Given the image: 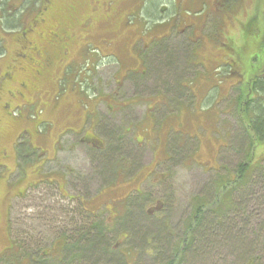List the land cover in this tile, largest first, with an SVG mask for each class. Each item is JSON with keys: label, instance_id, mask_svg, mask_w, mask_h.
<instances>
[{"label": "rangeland", "instance_id": "rangeland-1", "mask_svg": "<svg viewBox=\"0 0 264 264\" xmlns=\"http://www.w3.org/2000/svg\"><path fill=\"white\" fill-rule=\"evenodd\" d=\"M4 4L18 24L0 29V264H29L22 255L37 243L40 252L61 237L79 240L69 233L68 198L77 187L84 193L81 185L87 212L116 222L107 253L96 248L93 261L130 264L125 252L137 246V264H161L192 199L219 207L215 183L235 179L243 162L253 177L229 197L234 209L222 223L208 213L199 256L187 264H264V142L251 144L236 104L264 75V0H54L46 11L42 0ZM58 30L56 59L39 75L30 47L50 52ZM21 229L26 244L15 240ZM160 233L166 253L138 254L141 235Z\"/></svg>", "mask_w": 264, "mask_h": 264}, {"label": "trees", "instance_id": "trees-1", "mask_svg": "<svg viewBox=\"0 0 264 264\" xmlns=\"http://www.w3.org/2000/svg\"><path fill=\"white\" fill-rule=\"evenodd\" d=\"M4 5H5L4 0H0V29L2 31H4V29H2V27L4 26H5V30L7 29L11 30L14 27V25L17 26L18 24V20H15L14 17L13 20L11 19L10 21L9 20L7 21L8 19V16L6 15L7 6L4 7ZM73 5H71L67 9L69 13L72 12ZM58 32L59 30L56 33ZM251 43L255 44L253 41ZM249 48L252 49L251 47ZM0 56H2L1 45H0ZM255 60L256 57L253 58V61ZM262 73H264V70L262 71ZM248 84L250 86L246 89L247 95L245 94V91H242V96L239 95V97L236 98L237 101L236 104L241 108L240 113L241 115H243L241 120L245 124H247L246 128L249 129V131L253 136V140L251 141V144L254 142L260 143V142H264V75L256 73ZM254 172L255 169L252 166V164H250L249 162H243L238 165L237 170L234 173L236 175L235 179H230L231 177L230 175H228L227 178L225 177V179L219 178V180L215 183L216 191H224L223 195L220 196L218 199L220 203L219 207H215L213 209L210 208L207 205V203L201 198L192 199V206H193L192 211L191 214L189 215L188 222L185 223L182 236L178 238V243L174 247L170 248L169 250L170 255L169 257L166 258L167 260H160L161 264H187L190 255L191 256L195 255V257L197 258V256H199V253L197 251L195 253V248L198 244L197 238L199 237V234L202 232V230H204V228H206L207 226L205 223V221L207 222L208 220L206 219V216L210 211H212L211 213L214 219L213 221L217 222V224L222 223L221 220L225 218L227 214L230 211H233L234 209V207L229 208L227 205L231 201L229 200V197H233L235 193H238L239 195L241 192H243L242 190L245 189L248 180H250V178L253 177ZM224 222L226 223V226L232 224L228 222V218H226ZM115 223L109 225L111 227V230L108 228V226L104 227L99 223L98 224L90 223L91 227H88L87 225L81 226L77 233L87 234L85 238L83 237V235L76 236L77 233L74 236L76 237V239L79 240H75V239L70 240L67 239V237H61L55 243H53L48 249H44L40 252H38L39 250H36L37 248L40 247V245L37 243L36 247L32 249L33 251L30 254L25 253V255L22 256L25 260H27L29 264H97L101 261V259L93 261V254L90 253L94 252L96 248H99L98 250L101 252L104 249V251L107 253L110 247L109 246L110 241L108 243L106 239L108 234L111 235L114 232ZM212 224H214V222ZM226 226L224 224V229H226ZM227 230L230 231V227ZM33 232L34 231H32V233ZM222 232L223 231L221 230L220 233ZM233 232L235 233L234 230ZM34 234H36V232H34ZM135 235L139 237L138 233L136 232ZM225 235L229 236L228 234ZM126 237H127L126 231L121 232L120 234H118L117 240L118 239L125 240ZM68 238L70 237L68 236ZM16 239L19 240L18 242L20 244H22L23 242L26 244V239L28 238L26 237L24 239L20 230L19 235L15 237V240ZM165 240L166 238L163 235V233L155 234L152 235L151 237L141 235L139 238L140 241L139 243L141 247H138V254H144L148 258L152 257L153 259H157L155 258L157 254L159 258L161 254L166 253L165 250H167V248L165 246L166 244ZM60 243L61 246L57 248L58 244ZM17 246L18 244L13 240V249L15 250V252L17 251ZM134 247L135 248L130 247L128 251L125 252L126 254L125 258L131 260L130 264H137V260H139L135 258L137 246ZM112 248H113L112 251H118L120 245L117 244L113 245ZM87 249L89 251H87ZM153 253H155L154 256H152Z\"/></svg>", "mask_w": 264, "mask_h": 264}, {"label": "flooded vegetation", "instance_id": "flooded-vegetation-1", "mask_svg": "<svg viewBox=\"0 0 264 264\" xmlns=\"http://www.w3.org/2000/svg\"><path fill=\"white\" fill-rule=\"evenodd\" d=\"M50 1H54V0H42V7L41 8H42L43 11H46V7L50 3ZM73 1H76V0H73ZM73 4H74L73 5V10L70 13H73V12L76 11L75 2H73ZM50 7H48V10L50 9ZM63 34L64 33L59 30V32L57 34H52L51 35L52 40H49L46 43V45L49 46V47H47V49H51V50H49L50 52H48L47 50H41L40 47H37V46L30 47L31 52L35 56H37L36 59H38L37 65H39L40 67H39L37 73L39 75H42L44 71L47 72L49 67L53 63V60L56 59V58H54V47H56L57 45L60 44V41L62 40V35ZM79 141H82V142H85V143H87V142L89 143L92 140H90V139H81ZM70 175L72 177L69 178L70 180L69 179L67 180V183L69 181V183L74 187L75 186V181H74L73 173L70 172ZM78 178L79 177L75 178L77 180V182H79ZM60 183H61V181H60ZM81 187L83 188L84 193H82L80 188L77 187V193L76 192L72 193V194H76V195H74V197L69 196V198H68L70 203L73 204L72 207L70 208L71 212L70 213L68 212L70 214L71 222H72V227L70 228L69 233H77L79 228H80V226L82 224H83L82 226H85V225H87V223H93V224H95V223L98 224L99 223L100 225H103L104 227L110 225L108 223H110L111 221L109 222V221H107V219H104L105 218L104 215H103L104 217L103 216L101 217L100 214H98V213L93 214L91 212L90 213L87 212V209L84 207L83 199L90 192H89V190H86V188L83 185H81ZM62 189H63V187H61V188L57 187V191L58 192H61ZM46 221H47V218H46ZM45 224H46L45 221H43L40 225L43 226ZM76 226L78 227L77 229H76ZM31 233H32V231H31ZM21 234L23 235V238L25 239L27 234H26V232L23 231V229H21ZM79 235H83V237L85 238V236L87 234H79Z\"/></svg>", "mask_w": 264, "mask_h": 264}, {"label": "bare ground", "instance_id": "bare-ground-1", "mask_svg": "<svg viewBox=\"0 0 264 264\" xmlns=\"http://www.w3.org/2000/svg\"><path fill=\"white\" fill-rule=\"evenodd\" d=\"M207 244V243H206ZM206 246V245H205Z\"/></svg>", "mask_w": 264, "mask_h": 264}]
</instances>
